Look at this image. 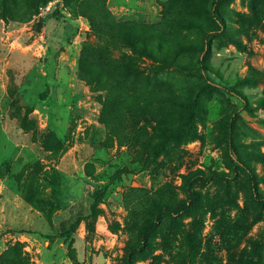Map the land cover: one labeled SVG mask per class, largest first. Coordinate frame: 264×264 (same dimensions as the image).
<instances>
[{
    "label": "rangeland",
    "instance_id": "374dc122",
    "mask_svg": "<svg viewBox=\"0 0 264 264\" xmlns=\"http://www.w3.org/2000/svg\"><path fill=\"white\" fill-rule=\"evenodd\" d=\"M255 192L264 0H0V264H264Z\"/></svg>",
    "mask_w": 264,
    "mask_h": 264
},
{
    "label": "trees",
    "instance_id": "16d2710c",
    "mask_svg": "<svg viewBox=\"0 0 264 264\" xmlns=\"http://www.w3.org/2000/svg\"><path fill=\"white\" fill-rule=\"evenodd\" d=\"M57 14V13H55ZM202 90H206V91H223V89H221L220 87L218 86H213V85H206L205 87L202 88ZM195 107H197V104H195ZM196 114V110L195 112H193L191 114L190 117H193L194 115ZM189 117V119L187 120V123L190 122L191 118ZM181 136V133H178L177 131H174V130H171V131H167L165 133V140H167L168 138H177V137H180ZM166 141H163L162 144H164ZM162 146L160 145L159 147H157V150L155 151V155L158 154L160 148ZM248 177H249V181H250V186H251V189L254 191L256 185H255V178L253 176V174H251L250 172H248ZM199 197L200 195L197 194V193H192L191 194V203H195L199 200ZM253 201L256 202V203H259V204H264V196H261V195H258L256 192L253 194ZM247 257V256H246ZM132 260V253H130L129 255V262H131ZM130 264V263H129ZM244 264V263H243Z\"/></svg>",
    "mask_w": 264,
    "mask_h": 264
}]
</instances>
